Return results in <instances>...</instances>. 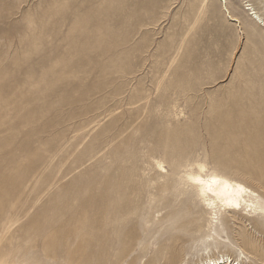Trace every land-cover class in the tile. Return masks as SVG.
Masks as SVG:
<instances>
[{"label": "rangeland", "instance_id": "374dc122", "mask_svg": "<svg viewBox=\"0 0 264 264\" xmlns=\"http://www.w3.org/2000/svg\"><path fill=\"white\" fill-rule=\"evenodd\" d=\"M263 23L264 0H0V264H264V213L188 178L264 205Z\"/></svg>", "mask_w": 264, "mask_h": 264}, {"label": "bare ground", "instance_id": "6f19581e", "mask_svg": "<svg viewBox=\"0 0 264 264\" xmlns=\"http://www.w3.org/2000/svg\"><path fill=\"white\" fill-rule=\"evenodd\" d=\"M225 11L229 15L226 8ZM254 14L256 13L254 12ZM204 170L205 166L200 164V172L189 174L188 178L210 208L222 207L223 209L235 210L245 206L249 210H258L264 213V205L256 199L257 194H254L253 190L246 187L243 183L231 180L223 175L216 173L204 175L202 174ZM228 260L221 255L202 264H227Z\"/></svg>", "mask_w": 264, "mask_h": 264}]
</instances>
